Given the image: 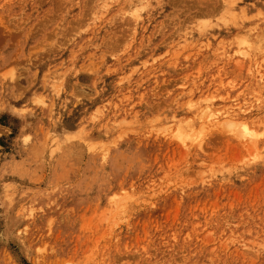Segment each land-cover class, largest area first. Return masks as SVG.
Here are the masks:
<instances>
[{
  "label": "rangeland",
  "instance_id": "1",
  "mask_svg": "<svg viewBox=\"0 0 264 264\" xmlns=\"http://www.w3.org/2000/svg\"><path fill=\"white\" fill-rule=\"evenodd\" d=\"M0 264H264V0H0Z\"/></svg>",
  "mask_w": 264,
  "mask_h": 264
},
{
  "label": "bare ground",
  "instance_id": "2",
  "mask_svg": "<svg viewBox=\"0 0 264 264\" xmlns=\"http://www.w3.org/2000/svg\"><path fill=\"white\" fill-rule=\"evenodd\" d=\"M178 131H181V129H180V128H178Z\"/></svg>",
  "mask_w": 264,
  "mask_h": 264
}]
</instances>
